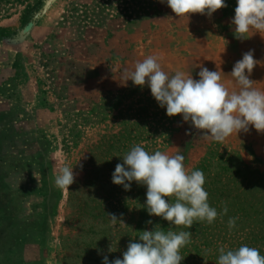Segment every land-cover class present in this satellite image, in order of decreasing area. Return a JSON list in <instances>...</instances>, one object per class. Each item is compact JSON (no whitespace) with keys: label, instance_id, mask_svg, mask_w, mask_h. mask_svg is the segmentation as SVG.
Here are the masks:
<instances>
[{"label":"rangeland","instance_id":"1","mask_svg":"<svg viewBox=\"0 0 264 264\" xmlns=\"http://www.w3.org/2000/svg\"><path fill=\"white\" fill-rule=\"evenodd\" d=\"M39 2L44 8L24 25ZM105 2L0 1V30L16 34L0 38V264H103L104 256L122 259L140 231L155 227L192 233L181 264H216L220 247L248 245L264 255V132L249 125L223 142L207 140L181 115L167 116L147 83L122 79L151 55L169 75L199 79V66L218 70L238 91L230 73L253 50L249 78L263 87L264 32L235 38L236 0L210 17H177L166 0H136L130 19ZM137 144L183 155L189 172L204 173L209 205L222 213L226 204L227 214L190 229L150 216L146 186L112 183L116 164ZM65 165L75 182L62 190L54 177ZM230 217H238L231 231Z\"/></svg>","mask_w":264,"mask_h":264},{"label":"clouds","instance_id":"2","mask_svg":"<svg viewBox=\"0 0 264 264\" xmlns=\"http://www.w3.org/2000/svg\"><path fill=\"white\" fill-rule=\"evenodd\" d=\"M163 2V0H162ZM168 7L177 17L193 13L209 17L217 10L227 7L225 0H166ZM235 15L231 19L234 36L244 39L255 29L264 32V0H236ZM258 61L253 50L244 53L230 73L239 85L238 91H230L222 83L221 72L199 66V79L177 71L173 75L165 72L157 57L148 56L138 61L134 70L125 69L122 79L126 84L131 80L135 86L147 83L151 95L166 115H181L184 122H190L197 130H203L202 137L223 142L233 132H247L249 125L258 132H264V90L253 87L249 77ZM185 157L179 153L169 155L159 150L154 153L137 144L122 157L112 173V183L130 190L131 182L146 186L145 207L150 216L161 217L173 226L190 229L195 221L212 224L218 215H226L225 204L222 213L208 203V192L204 188L205 175L201 170L189 172L184 166ZM82 168V165H81ZM75 182L73 168L60 167L54 177L57 188L66 190ZM174 197V202L168 198ZM113 223L118 220L115 214H108ZM238 217H230L228 228L236 226ZM152 220L146 224H152ZM127 245L123 258L103 264H181L184 259L180 249L190 243L192 233L176 232L170 227L167 232L159 230L140 231ZM216 264H264V255L259 249L241 245L236 249H218Z\"/></svg>","mask_w":264,"mask_h":264},{"label":"trees","instance_id":"3","mask_svg":"<svg viewBox=\"0 0 264 264\" xmlns=\"http://www.w3.org/2000/svg\"><path fill=\"white\" fill-rule=\"evenodd\" d=\"M103 1H106L105 2L106 4L116 3L117 9H118L117 17L120 16L121 14H125L124 18H127V19H130L131 15H129L128 13L131 9L132 4L136 2V0H103ZM44 6L45 4H43L42 2H39L35 8H28L24 16L22 17V22L24 23V25H28L32 23L33 19L35 18V15L41 12ZM0 38L11 40V39L16 38V34H13L8 30L1 29Z\"/></svg>","mask_w":264,"mask_h":264},{"label":"crops","instance_id":"4","mask_svg":"<svg viewBox=\"0 0 264 264\" xmlns=\"http://www.w3.org/2000/svg\"><path fill=\"white\" fill-rule=\"evenodd\" d=\"M257 89H261V90H264V86L262 87H260V86H257Z\"/></svg>","mask_w":264,"mask_h":264}]
</instances>
